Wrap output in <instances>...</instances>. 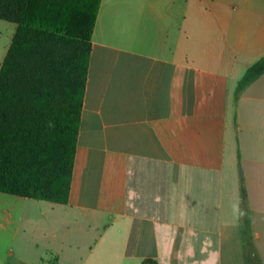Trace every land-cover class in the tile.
I'll use <instances>...</instances> for the list:
<instances>
[{
  "label": "crops",
  "instance_id": "crops-1",
  "mask_svg": "<svg viewBox=\"0 0 264 264\" xmlns=\"http://www.w3.org/2000/svg\"><path fill=\"white\" fill-rule=\"evenodd\" d=\"M91 42L68 202L0 193V264H245L244 202L264 264V0H101Z\"/></svg>",
  "mask_w": 264,
  "mask_h": 264
},
{
  "label": "trees",
  "instance_id": "trees-1",
  "mask_svg": "<svg viewBox=\"0 0 264 264\" xmlns=\"http://www.w3.org/2000/svg\"><path fill=\"white\" fill-rule=\"evenodd\" d=\"M100 2L0 0L18 26L0 69V193L67 204ZM263 74L264 56L240 88ZM244 226L245 264H262Z\"/></svg>",
  "mask_w": 264,
  "mask_h": 264
},
{
  "label": "rangeland",
  "instance_id": "rangeland-1",
  "mask_svg": "<svg viewBox=\"0 0 264 264\" xmlns=\"http://www.w3.org/2000/svg\"><path fill=\"white\" fill-rule=\"evenodd\" d=\"M15 29H16V25L14 23H9V22L0 20V69H1L3 62L7 56V53L10 49V46L12 43L11 39L14 35ZM237 169H238L237 170V176L241 180L242 175H241L240 163L237 165ZM248 215H249V209H248L247 203H246V210L243 209V204H242L241 205V214H240L241 233L243 232V229L245 227L244 226V218H246Z\"/></svg>",
  "mask_w": 264,
  "mask_h": 264
}]
</instances>
